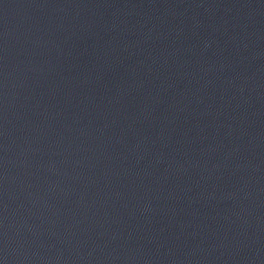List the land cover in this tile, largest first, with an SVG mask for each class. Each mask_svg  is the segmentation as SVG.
<instances>
[{
	"label": "water",
	"instance_id": "obj_1",
	"mask_svg": "<svg viewBox=\"0 0 264 264\" xmlns=\"http://www.w3.org/2000/svg\"><path fill=\"white\" fill-rule=\"evenodd\" d=\"M0 264H264V0H0Z\"/></svg>",
	"mask_w": 264,
	"mask_h": 264
}]
</instances>
